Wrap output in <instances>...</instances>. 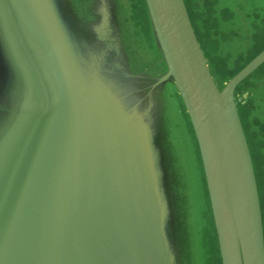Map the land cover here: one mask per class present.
Here are the masks:
<instances>
[{
  "label": "water",
  "instance_id": "water-1",
  "mask_svg": "<svg viewBox=\"0 0 264 264\" xmlns=\"http://www.w3.org/2000/svg\"><path fill=\"white\" fill-rule=\"evenodd\" d=\"M246 1L227 14L230 44L249 37ZM207 4L0 0V264H98L104 254L116 264L140 256L153 231L175 264H190L201 205L170 87L198 160L212 264H264V131L252 117L264 113V75L254 76L264 44L216 77L198 35L205 47L221 42L223 22ZM130 116L147 122L150 144Z\"/></svg>",
  "mask_w": 264,
  "mask_h": 264
},
{
  "label": "rangeland",
  "instance_id": "rangeland-1",
  "mask_svg": "<svg viewBox=\"0 0 264 264\" xmlns=\"http://www.w3.org/2000/svg\"><path fill=\"white\" fill-rule=\"evenodd\" d=\"M235 0H208L207 6L212 7L213 15L219 17V25L221 27V37H222V44L220 41H215L214 45H210L209 47H205L201 36L198 35V40L201 44V47L205 53V57L208 59V63L211 67L213 73H215L216 77L223 79L227 76L230 69H238V67L242 66L246 59L252 55L254 52H258L259 46L264 44V0H247L246 7H241L243 12H246L247 21L251 22V31L249 33L248 39L245 41V44L239 46L234 43H229V26L230 23L227 24V14L230 11L237 10L238 5ZM126 2V0H125ZM211 2V3H210ZM210 3V4H209ZM261 26L263 28H261ZM150 34V35H149ZM142 38L144 42L151 47L153 45V37L151 38L150 33H142ZM263 43V44H262ZM258 49V50H257ZM243 55V58H240ZM260 75H264V64L258 68V70L254 73V76L259 77ZM251 79L248 78L242 84L245 88L248 83H250ZM216 85L218 90L221 89V85L216 81ZM170 95V106L173 115V121L175 123V116L177 122V133L178 138L182 145V157L183 161H185V168L187 173H189V179L191 181V200L192 203L200 204V207L193 206V214L190 226V234L191 239L193 241V245L196 246L195 254L191 257L192 260L190 264H212V258L210 257V247H209V226L207 225L206 217H205V208H204V201L202 199V192H203V182L199 170L198 160L193 153L191 139L188 137V132L184 126L183 120L179 115V111L181 110V103L179 99L176 97L174 90L170 87L169 89ZM262 100V110L264 111V91L257 95V101ZM250 103V99L249 102ZM144 114V113H143ZM254 119L257 120L260 130L264 131V113L261 114H254L252 116ZM8 121V120H7ZM5 121V123L7 122ZM130 125H132L134 129V133L138 134L140 138L148 145L150 144V140H148L145 136V133L148 131L149 128L147 122L140 118L135 119L134 117L130 116L128 120ZM12 121H9V123ZM243 123L245 125L244 132L247 137L248 143L250 148L252 149V155L255 170L258 169V162L255 159V155L257 153L256 148L254 147L252 141L254 137L249 133L251 132L249 129H246V123L243 118ZM142 125V126H140ZM250 125H252L250 123ZM252 133V132H251ZM147 135V134H146ZM150 154L146 155L148 162ZM146 159V158H145ZM151 160V158H150ZM190 201V200H189ZM191 203V201H190ZM96 210V208L94 209ZM162 213H164L162 211ZM160 212V218L161 214ZM102 217L104 221L107 220L108 216L107 213H102ZM135 217V213L131 216ZM138 219L144 220L145 217L143 214L138 215ZM111 233H109L110 235ZM142 248V253L140 256H137V251L133 249L131 250L130 254L125 255L124 259H117L114 262L116 264H120L121 261H130L132 264H175L174 258L168 253L166 248V241L162 235V232L153 231L152 232V240L147 241ZM151 243V244H150ZM150 244V245H149ZM189 256H191L189 254ZM98 264H110V255L104 254L102 259ZM176 261V260H175ZM97 264V263H95ZM176 264H180L176 261Z\"/></svg>",
  "mask_w": 264,
  "mask_h": 264
}]
</instances>
